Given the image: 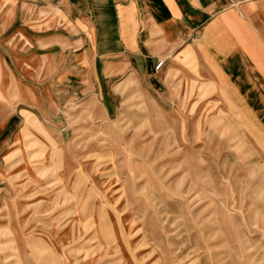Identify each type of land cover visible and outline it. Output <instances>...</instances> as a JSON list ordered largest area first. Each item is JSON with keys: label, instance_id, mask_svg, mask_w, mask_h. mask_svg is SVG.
<instances>
[{"label": "rangeland", "instance_id": "rangeland-1", "mask_svg": "<svg viewBox=\"0 0 264 264\" xmlns=\"http://www.w3.org/2000/svg\"><path fill=\"white\" fill-rule=\"evenodd\" d=\"M30 15L19 28L32 31ZM36 45L34 57L20 50L15 77L0 71L2 91L35 88L32 104L0 102V264H264L259 125L226 117L223 103L145 101L136 83L109 104L67 69L73 54ZM13 60L3 52L5 67Z\"/></svg>", "mask_w": 264, "mask_h": 264}, {"label": "crops", "instance_id": "crops-1", "mask_svg": "<svg viewBox=\"0 0 264 264\" xmlns=\"http://www.w3.org/2000/svg\"><path fill=\"white\" fill-rule=\"evenodd\" d=\"M9 6L8 46L2 23L8 21L3 12ZM28 12L37 13L27 20L32 31L19 28V17L25 13L27 19ZM39 13L42 21L36 22L64 31L36 37L33 20ZM35 43L38 50L59 46L73 54L67 69L82 71L85 84L109 104L123 100L120 88L136 83L145 101L223 103L226 117L249 119L264 131L259 120V103H264V0H0V71L9 70L15 77L22 51L34 57L29 50ZM4 51L14 59L9 67L3 64ZM161 61L164 65L157 70ZM22 64L33 74V59ZM32 86L12 80L11 93L8 86L3 91L0 87V102L9 105L19 94L32 104ZM210 106L203 104V111ZM27 117L24 129L34 120ZM259 143L264 147V136Z\"/></svg>", "mask_w": 264, "mask_h": 264}, {"label": "built area", "instance_id": "built-area-1", "mask_svg": "<svg viewBox=\"0 0 264 264\" xmlns=\"http://www.w3.org/2000/svg\"><path fill=\"white\" fill-rule=\"evenodd\" d=\"M163 65H164L163 61L158 62L157 65H156V69L159 70Z\"/></svg>", "mask_w": 264, "mask_h": 264}]
</instances>
